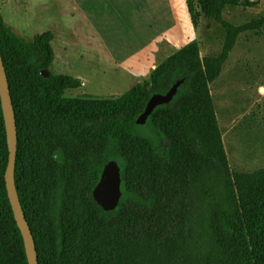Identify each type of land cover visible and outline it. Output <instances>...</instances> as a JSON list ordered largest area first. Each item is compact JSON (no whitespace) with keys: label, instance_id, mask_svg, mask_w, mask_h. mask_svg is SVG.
<instances>
[{"label":"trees","instance_id":"1","mask_svg":"<svg viewBox=\"0 0 264 264\" xmlns=\"http://www.w3.org/2000/svg\"><path fill=\"white\" fill-rule=\"evenodd\" d=\"M240 3L195 0L224 32L219 54L201 57L187 44L118 99L66 98L82 82L51 73L53 33L24 40L0 13L17 134L14 186L38 264H264V168L230 170L209 88L239 35L264 27V16L226 21L224 11ZM186 6L195 26L192 2ZM180 81L172 100L137 125L148 100ZM8 154L0 96V264H28L5 187ZM110 160L122 195L105 212L92 191Z\"/></svg>","mask_w":264,"mask_h":264},{"label":"rangeland","instance_id":"2","mask_svg":"<svg viewBox=\"0 0 264 264\" xmlns=\"http://www.w3.org/2000/svg\"><path fill=\"white\" fill-rule=\"evenodd\" d=\"M38 1L0 0V12L5 23L24 40H31L34 35L52 28L63 34L52 44L55 59L50 71L82 82L81 88L66 90V98L118 99L141 81L134 70L132 73L125 67H117L94 46L74 42L67 33L66 20L61 16L51 20L49 14L39 13L35 8ZM190 1L196 14L195 26L191 23L185 0H175L180 21L179 46L196 43L201 57L218 55L224 39L223 30L213 21L203 18L195 0ZM240 1L239 6L224 11L226 21L243 25L264 16V0ZM47 2L42 0L41 4ZM178 44L173 46L174 52ZM170 53L171 48L159 52L157 63ZM121 54L131 55L133 52ZM98 55L105 60L98 61ZM126 66L132 68L130 64ZM209 88L230 170L249 173L264 168V27L257 32L239 35L220 76Z\"/></svg>","mask_w":264,"mask_h":264},{"label":"crops","instance_id":"3","mask_svg":"<svg viewBox=\"0 0 264 264\" xmlns=\"http://www.w3.org/2000/svg\"><path fill=\"white\" fill-rule=\"evenodd\" d=\"M41 1L35 7L39 13L49 14L51 20L63 17L67 33L74 42L82 46L88 43L117 67L134 70L141 79L137 83L148 81L152 70L167 58L157 63L159 52L168 48H171V53L174 52L173 46L180 40L175 0H48L42 4ZM4 24L17 35L14 28L5 21ZM49 32L54 35L52 47L53 42H57L59 35L63 34L57 28ZM182 47L179 46L176 51ZM124 51L133 54H121ZM100 59L105 60L98 55L97 60ZM127 64L132 68H128ZM221 138L223 143L222 132ZM225 154L227 156L226 151Z\"/></svg>","mask_w":264,"mask_h":264},{"label":"water","instance_id":"4","mask_svg":"<svg viewBox=\"0 0 264 264\" xmlns=\"http://www.w3.org/2000/svg\"><path fill=\"white\" fill-rule=\"evenodd\" d=\"M43 77L48 76L47 71L40 72ZM181 84L177 82L171 87V89L165 95H153L147 102L143 113L137 118L136 124H145L147 118L152 111L163 104H166L172 100L175 96L177 88ZM0 96L2 101V107L6 120L7 137H8V162L4 174L5 187L9 202L11 204L13 213L15 215L18 227L21 231L25 252L28 264H38L37 255L34 240L29 229V226L25 220V216L22 212L13 179V169L16 157V144L17 134L15 125V114L12 106L11 96L7 79L3 67V63L0 56ZM121 178L120 169L116 161L110 160L104 166L99 182L92 191V197L95 203L105 212H110L116 209L121 198Z\"/></svg>","mask_w":264,"mask_h":264},{"label":"bare ground","instance_id":"5","mask_svg":"<svg viewBox=\"0 0 264 264\" xmlns=\"http://www.w3.org/2000/svg\"><path fill=\"white\" fill-rule=\"evenodd\" d=\"M262 91H264V90H262Z\"/></svg>","mask_w":264,"mask_h":264}]
</instances>
